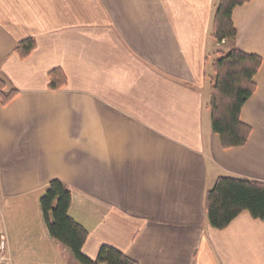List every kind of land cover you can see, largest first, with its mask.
<instances>
[{
    "label": "crops",
    "instance_id": "0c3cea01",
    "mask_svg": "<svg viewBox=\"0 0 264 264\" xmlns=\"http://www.w3.org/2000/svg\"><path fill=\"white\" fill-rule=\"evenodd\" d=\"M217 2L0 0L1 91H15L0 100L4 264H77L42 217L55 180L92 259L108 245L136 264H264V220L242 211L218 230L206 214L218 177L264 182V0L232 11L231 46L262 61L240 112L250 134L230 148L208 107L210 63L231 47L211 36Z\"/></svg>",
    "mask_w": 264,
    "mask_h": 264
},
{
    "label": "trees",
    "instance_id": "16d2710c",
    "mask_svg": "<svg viewBox=\"0 0 264 264\" xmlns=\"http://www.w3.org/2000/svg\"><path fill=\"white\" fill-rule=\"evenodd\" d=\"M248 1L218 0L211 26L214 41L231 46L236 38L232 11ZM34 47V40L26 38L17 42L15 50L20 57H26ZM216 53L217 57L210 63L209 76L211 127L220 137L223 148L242 146L251 129L240 120V112L255 89L254 76L262 60L234 46ZM48 76L50 89H58L65 83L64 73L59 68L52 69ZM2 87L0 82V100L4 103L15 91L4 93ZM39 203L50 237L65 247L77 264H136L119 249L108 245H102L93 259L83 253L88 233L69 216L71 193L63 183L50 182ZM205 208L210 226L218 230L224 229L242 211H248L254 219L264 220V182L220 176L206 193Z\"/></svg>",
    "mask_w": 264,
    "mask_h": 264
},
{
    "label": "built area",
    "instance_id": "2783aa9c",
    "mask_svg": "<svg viewBox=\"0 0 264 264\" xmlns=\"http://www.w3.org/2000/svg\"><path fill=\"white\" fill-rule=\"evenodd\" d=\"M6 252V240L0 235V264H4V256Z\"/></svg>",
    "mask_w": 264,
    "mask_h": 264
},
{
    "label": "rangeland",
    "instance_id": "374dc122",
    "mask_svg": "<svg viewBox=\"0 0 264 264\" xmlns=\"http://www.w3.org/2000/svg\"><path fill=\"white\" fill-rule=\"evenodd\" d=\"M208 75L210 76L211 75V72L209 71Z\"/></svg>",
    "mask_w": 264,
    "mask_h": 264
}]
</instances>
